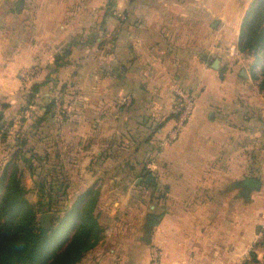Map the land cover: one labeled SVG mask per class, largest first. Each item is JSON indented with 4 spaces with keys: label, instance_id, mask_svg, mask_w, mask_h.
I'll return each instance as SVG.
<instances>
[{
    "label": "crops",
    "instance_id": "0c3cea01",
    "mask_svg": "<svg viewBox=\"0 0 264 264\" xmlns=\"http://www.w3.org/2000/svg\"><path fill=\"white\" fill-rule=\"evenodd\" d=\"M253 1L0 0V175L18 166L41 214L100 191L103 238L77 264H148L144 219L126 213L163 188L187 210V264H245L253 251L264 264L263 68L239 47ZM178 84L196 108L161 146ZM251 175L262 186L245 199L235 182Z\"/></svg>",
    "mask_w": 264,
    "mask_h": 264
},
{
    "label": "trees",
    "instance_id": "16d2710c",
    "mask_svg": "<svg viewBox=\"0 0 264 264\" xmlns=\"http://www.w3.org/2000/svg\"><path fill=\"white\" fill-rule=\"evenodd\" d=\"M109 3L113 4L114 0ZM239 47L255 57L254 65L262 66L261 88H264V0H254L249 7ZM34 89L38 86L34 85ZM151 183L156 187L154 180ZM235 185L248 199L254 190L261 188L262 180L251 175ZM28 191L18 166L6 168L0 175V264H77L99 244L104 232L97 212L99 190L88 189L71 206L60 207V214L50 226H43L40 221L45 204L30 201ZM53 207L50 205L48 209ZM253 262H258L254 251L252 261L245 264Z\"/></svg>",
    "mask_w": 264,
    "mask_h": 264
},
{
    "label": "rangeland",
    "instance_id": "374dc122",
    "mask_svg": "<svg viewBox=\"0 0 264 264\" xmlns=\"http://www.w3.org/2000/svg\"><path fill=\"white\" fill-rule=\"evenodd\" d=\"M23 85L25 86V88H28V86L29 88H32L33 82L28 83V81L25 82L23 80ZM23 181L25 184L24 176H23ZM48 195L49 194L43 196L40 195L39 200L47 197ZM27 196L30 199V201L33 200L32 202L36 203L34 202L35 198L37 197L36 193L34 192L31 193L28 191ZM171 197L172 196L168 194L165 188L155 193L151 192L149 189V192L139 193L137 196L132 198L136 202L142 201V203L146 205V208H134L127 210L126 214L132 213V215L136 217H142V219H144L143 222H146L147 219H154V220L156 219L158 221L162 217L161 222L163 223V227H164V231L162 232L163 236L161 235V232H159V234L157 235V229L154 227L155 221H153L152 224L154 226L152 227H149L148 225L146 227V223L143 225L142 222V226H141L142 235L147 237V240L145 241H147L148 244V253H149L148 264H187L188 263L187 214H186L187 210L172 208V205L170 203ZM37 203L39 202L37 201ZM58 205L59 202L54 204L56 208V212L60 213L58 210L60 209V206ZM180 214L181 216L179 217ZM177 220L180 221L179 224L180 227L183 228V233H181L178 238L174 239L172 238L171 229L172 226L178 222ZM157 236L159 238H157ZM177 247H179V250L175 252ZM177 253H180L179 257Z\"/></svg>",
    "mask_w": 264,
    "mask_h": 264
},
{
    "label": "built area",
    "instance_id": "2783aa9c",
    "mask_svg": "<svg viewBox=\"0 0 264 264\" xmlns=\"http://www.w3.org/2000/svg\"><path fill=\"white\" fill-rule=\"evenodd\" d=\"M38 71V66H27L21 71V77L25 82L28 81V83H31L36 78ZM175 96V113L177 115L176 125L171 130L169 136L161 142V146L167 145L180 137L183 128L192 118L196 108V96L194 92L184 85L178 84L175 87ZM131 99L130 95H126L122 99V102L130 103ZM60 116L61 115L59 114V117Z\"/></svg>",
    "mask_w": 264,
    "mask_h": 264
},
{
    "label": "water",
    "instance_id": "95a60500",
    "mask_svg": "<svg viewBox=\"0 0 264 264\" xmlns=\"http://www.w3.org/2000/svg\"><path fill=\"white\" fill-rule=\"evenodd\" d=\"M221 22V18L216 20V23L214 24L216 27L219 26ZM213 67L218 68L219 67V59L215 60V63L213 64ZM151 179H153V175L148 176V181H150ZM58 215V212L56 211H49V212H44L40 215V221L43 224V226H50L52 224V219ZM155 221V223H157V220L155 219H151L150 220V224H152V222Z\"/></svg>",
    "mask_w": 264,
    "mask_h": 264
}]
</instances>
